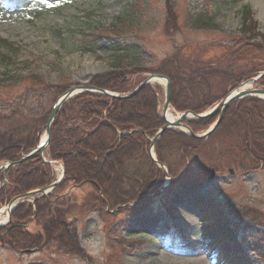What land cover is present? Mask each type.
<instances>
[{"label": "rangeland", "instance_id": "rangeland-1", "mask_svg": "<svg viewBox=\"0 0 264 264\" xmlns=\"http://www.w3.org/2000/svg\"><path fill=\"white\" fill-rule=\"evenodd\" d=\"M83 37L109 40V49L84 48ZM112 37L124 51H114ZM174 59L182 78L199 82L191 101L180 95L184 106L211 108L264 65V13L256 0H0V82L8 85L0 89V106L30 84L60 85L65 92L111 73L120 83L109 90L125 95ZM150 88L162 113L165 83ZM251 88H264V81ZM26 97L39 113L56 99L44 89ZM255 102L262 114L251 119L257 133L249 135V153L237 134L245 133L240 113L252 105L236 102L230 113L243 121L226 128L223 122L188 151L178 144L165 149L172 152L166 169L153 161V170L143 166L156 177L149 181L153 186H140L135 201L113 206L94 184L54 189L46 197L58 198L57 235L31 222L30 240L0 238V264H264V100ZM177 105L172 102L173 117ZM216 118L205 126L193 119L188 124L202 134ZM44 198H31L33 213Z\"/></svg>", "mask_w": 264, "mask_h": 264}, {"label": "trees", "instance_id": "trees-1", "mask_svg": "<svg viewBox=\"0 0 264 264\" xmlns=\"http://www.w3.org/2000/svg\"><path fill=\"white\" fill-rule=\"evenodd\" d=\"M118 39V37H112L110 44L114 51L119 49L124 51V46H121V40ZM81 41L83 47L87 49H109V40L104 41L101 37L92 40L83 37ZM175 63L176 59H174L171 66L161 64L155 71L169 76L171 79L172 102L178 104V109H187L190 107L184 106L180 95H185L184 102L191 101L192 93L199 82L197 79H192L193 77L189 79L182 78L178 74ZM260 68V70L264 69V65ZM260 70L255 68L251 74H255ZM114 75L115 73L97 76L92 83L99 87L118 90L117 83L120 82L114 80ZM205 76L207 75H203V77ZM24 80H27V78H24ZM41 84L43 85L38 87L31 84L26 86L27 91L14 98L7 96L12 101L3 103L4 105L0 106V161L19 159L23 152L27 153L36 146L39 136L43 133L51 109L43 113L34 111L31 109V101L26 96L29 93L44 89L51 96L57 98L63 92V87L45 82H41ZM6 87L8 85L0 82V89ZM178 98L181 100L183 107L177 102ZM241 101H245L249 106L254 101L252 108L249 107V112L240 113L242 118L246 120L243 121L239 115H236V112L232 116L229 111L222 127L226 128L235 121V123H238V120L243 121L242 124L245 123V126H242V129L245 133H240L238 129L235 132L238 131V139L242 141L243 149L241 148V150L249 153V135L254 137L257 133L250 126L251 119L252 117L254 119L259 113L262 114V107L253 98ZM158 104V96L150 87H145L136 96L127 100L111 99L96 93L85 92L67 101L52 126L51 142L48 148L49 157L62 161L65 166V178L58 188L63 190L69 187L71 183L94 184L97 188L103 189L105 199L113 203V206H117L135 201L140 194V186L144 188V183H147V187L153 186L149 184V181L151 178L156 177V174L153 171H148V169L153 170L154 163L148 155L149 143L146 134L152 136L163 124L158 115ZM141 109L149 111V115L143 116V114H138V111H135ZM190 109L201 110L197 109L196 106ZM211 119L195 122H197V125L205 126L208 124V120ZM114 127L125 131L134 128H139V130H134L132 133L119 138ZM198 142L200 140L184 133L168 130L156 146L158 158L170 165L167 157L172 155V152L165 153V149H174L173 146L178 144L183 147V150L188 151ZM143 166H148V169L144 168L142 170ZM53 179L54 174L51 165L43 163L37 157L32 158L22 165L8 170L7 184L0 192V203L16 195L46 185L52 182ZM36 208L38 223L57 235L59 219L50 210V199H42ZM23 209H25V212L20 211ZM33 214L32 205H28L17 210L14 219L20 222L22 219H28ZM14 231L20 234L26 230L17 227L12 230L10 236L14 237ZM60 236H64V234Z\"/></svg>", "mask_w": 264, "mask_h": 264}, {"label": "water", "instance_id": "water-1", "mask_svg": "<svg viewBox=\"0 0 264 264\" xmlns=\"http://www.w3.org/2000/svg\"><path fill=\"white\" fill-rule=\"evenodd\" d=\"M262 76H264V72L262 75L250 78L244 82H242L237 88H235L231 93L226 95L224 98H222L212 109H210L207 112L204 113H197L192 110H185L182 112H176V117L173 119L169 118V111L171 109V84L170 80L167 76L163 74H156L151 73L147 76L145 80H143L133 91H131L128 94L122 95L117 92H113L108 89L96 87L92 85L91 83L87 82H77L76 84L70 86L63 94L59 96V98L56 100V102L53 104L50 116L48 118V121L45 125V135L41 138L38 145L32 149L29 153L23 154L21 159L17 161H4L0 165V169L2 170V177H3V185L6 183V171L14 166L21 165L25 161L31 159L32 157L39 154L40 158L43 159L46 162L51 163V161H47L45 159V151L48 148L50 141H51V128L52 125L57 117V114L61 110L62 106L72 97L83 93V92H94L99 93L114 99H130L134 96H136L143 88L150 85V83L154 80L161 79L165 81L166 83V95H165V101H164V108L162 113V120L164 121V125L161 126L158 131L156 132L155 136L151 139V146L152 148L155 146L157 141L160 137L165 133L166 130L171 128H179L189 134L192 137H195L197 139L200 138H207L209 137L216 128L220 125L224 118V114L227 111V109L237 100L245 97H264V88H253V89H246L245 87L249 85L250 83L256 82L259 80ZM220 111V114L215 121V123L204 133L202 134H196L186 123L189 118L193 117L195 119H205L208 117H211L215 115L217 112ZM123 132H120V135H122ZM150 155L153 158V160L160 165L161 167H164V165L157 160L155 157L152 149L150 150ZM165 168V167H164ZM63 176L61 179H59L57 182H54L53 184L49 186H45L36 190L29 191L27 193H24L22 195H19L15 197L13 200H11L7 205V210L9 212V216L11 215V207L14 205L15 202H17L20 199L31 197L36 194H41V196H45L48 193L51 192L52 189H54L56 186L59 185V183L62 181ZM2 187V186H1ZM0 187V189H1ZM27 252H31V250H27Z\"/></svg>", "mask_w": 264, "mask_h": 264}, {"label": "flooded vegetation", "instance_id": "flooded-vegetation-1", "mask_svg": "<svg viewBox=\"0 0 264 264\" xmlns=\"http://www.w3.org/2000/svg\"><path fill=\"white\" fill-rule=\"evenodd\" d=\"M256 132H257V130H255ZM53 203L51 202L50 203V210L51 211H54L55 210V208H53L51 205H52ZM33 216V215H32ZM31 216V217H32ZM31 217H28V219H22L20 222H18V223H12V224H10L8 227H9V229L5 232V230L2 232V233H0V238L1 239H5V238H3V237H6V238H8L10 235H11V232H12V230H14V229H16L17 227H21V228H24L26 231H27V225H29L30 223H31ZM37 217V216H36ZM26 231H24L23 233H17V231H14V237L13 236H11V237H9V238H11V243L12 244H16V242L19 240V236H22V235H27L28 233L26 232ZM5 232V233H4ZM8 236V237H7Z\"/></svg>", "mask_w": 264, "mask_h": 264}, {"label": "bare ground", "instance_id": "bare-ground-1", "mask_svg": "<svg viewBox=\"0 0 264 264\" xmlns=\"http://www.w3.org/2000/svg\"><path fill=\"white\" fill-rule=\"evenodd\" d=\"M256 4L258 7H260V12L261 14L264 13V0H256ZM157 82H162L161 80H155ZM169 118L170 119H173V116L172 115H169ZM57 169H59V167H57ZM6 219V218H5ZM4 219V220H5ZM227 233V232H226ZM226 235H229L228 233Z\"/></svg>", "mask_w": 264, "mask_h": 264}]
</instances>
